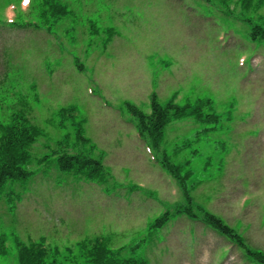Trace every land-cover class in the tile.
I'll return each instance as SVG.
<instances>
[{
  "label": "rangeland",
  "instance_id": "1",
  "mask_svg": "<svg viewBox=\"0 0 264 264\" xmlns=\"http://www.w3.org/2000/svg\"><path fill=\"white\" fill-rule=\"evenodd\" d=\"M60 1L72 13L53 32L15 26L47 25L40 11L31 12L37 0H0V122L18 113L41 126L45 136L32 150L40 157L65 134L74 138L84 118L85 134L104 152L113 177L99 197L96 184L53 160L34 163L36 175L8 187L22 194L16 211L0 199V264H17V238L40 237L63 264H86L77 243L98 236L113 248L140 243L133 255L148 264H251L225 236L187 216L148 233L156 217L186 200L146 143L132 138L126 103L148 112L153 92L162 104L174 93L179 105L213 101L223 129L198 137L202 126L194 119L173 122L162 150L193 171L189 183L203 180L192 193L195 210L208 208L264 251V43L251 40L238 0ZM245 17L259 20L257 13ZM70 108L80 116L66 117L62 109ZM119 190L151 194L155 204L151 211L138 200L119 207Z\"/></svg>",
  "mask_w": 264,
  "mask_h": 264
},
{
  "label": "trees",
  "instance_id": "2",
  "mask_svg": "<svg viewBox=\"0 0 264 264\" xmlns=\"http://www.w3.org/2000/svg\"><path fill=\"white\" fill-rule=\"evenodd\" d=\"M263 2L264 0H262ZM45 4L47 8L44 10V15L50 14L55 21H59L70 12L66 5L57 0H46ZM261 20V22L254 23L251 27L250 36L253 40L264 41V17ZM207 107L208 109L212 108L210 100H201L195 106L191 104L180 106L175 104L173 100L166 105H162L156 96L153 98L151 113H145L138 106L130 105L131 112L136 117L140 135L152 142L156 148L161 145L165 129L174 119L197 118L204 126L200 133H210L219 130L221 128L220 116L213 111L207 112ZM72 116L74 115L71 113L69 117ZM82 125L83 122L80 124L78 131L77 144H79V140L89 142L84 137ZM41 135L42 130L37 125L32 124L22 114L14 115L7 124L0 123V198L5 196L10 202H13L12 195L6 191L8 184L10 182L28 180L33 175L34 172L29 169L33 162L30 149ZM64 147L67 149L68 144ZM57 161L62 170L70 171L92 180L105 179L102 161L87 153L78 151L71 154L65 151L57 157ZM163 164L178 179L188 196L187 178L191 172L183 173L180 166L173 164L166 156L163 158ZM10 206L12 208L15 207L12 204ZM177 213L196 216L192 209L185 206L180 207ZM171 216L169 212H166L165 215L156 219L151 224L150 231L155 232L163 227L171 219ZM200 218L244 249L254 262L264 264V252L251 249L246 239L222 219L205 211L201 213ZM17 245L19 249V264H59L55 259L51 258V249L46 245L44 237L31 243L18 240ZM80 246L87 264H147V260L143 257L138 258L134 255L130 257L123 256L124 248L112 249L104 237H97L82 242ZM139 246L140 244H137L131 247V250H136Z\"/></svg>",
  "mask_w": 264,
  "mask_h": 264
},
{
  "label": "snow or ice",
  "instance_id": "3",
  "mask_svg": "<svg viewBox=\"0 0 264 264\" xmlns=\"http://www.w3.org/2000/svg\"><path fill=\"white\" fill-rule=\"evenodd\" d=\"M28 2V0H25V3H27Z\"/></svg>",
  "mask_w": 264,
  "mask_h": 264
}]
</instances>
